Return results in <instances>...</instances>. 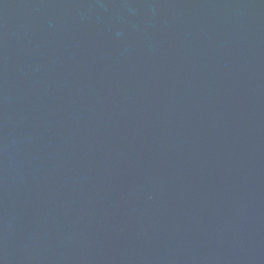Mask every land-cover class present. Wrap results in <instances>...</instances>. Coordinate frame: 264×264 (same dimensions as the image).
I'll use <instances>...</instances> for the list:
<instances>
[{"label": "water", "instance_id": "1", "mask_svg": "<svg viewBox=\"0 0 264 264\" xmlns=\"http://www.w3.org/2000/svg\"><path fill=\"white\" fill-rule=\"evenodd\" d=\"M0 264H264V0H0Z\"/></svg>", "mask_w": 264, "mask_h": 264}]
</instances>
